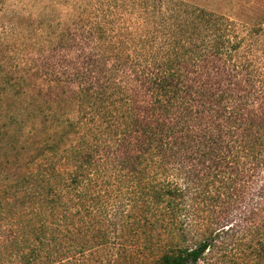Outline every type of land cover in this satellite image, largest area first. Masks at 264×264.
Returning <instances> with one entry per match:
<instances>
[{
    "label": "trees",
    "instance_id": "trees-1",
    "mask_svg": "<svg viewBox=\"0 0 264 264\" xmlns=\"http://www.w3.org/2000/svg\"><path fill=\"white\" fill-rule=\"evenodd\" d=\"M107 2L81 11L76 57L62 33L36 60L73 114L2 133L0 264H264V20Z\"/></svg>",
    "mask_w": 264,
    "mask_h": 264
},
{
    "label": "rangeland",
    "instance_id": "rangeland-1",
    "mask_svg": "<svg viewBox=\"0 0 264 264\" xmlns=\"http://www.w3.org/2000/svg\"><path fill=\"white\" fill-rule=\"evenodd\" d=\"M184 1L222 13L241 23L252 24L264 20V0ZM84 8L112 10L107 0H0V166L5 163L6 155L3 152L6 149L9 151L10 144L9 139L2 140L3 132H15L16 138L21 134L18 141L21 144L22 140L36 132L40 118L38 114L46 113L53 107L73 114L72 108L76 106L73 96L65 98L59 85H54L53 90L49 89L47 82L35 73L36 60H43V56L51 52L50 40L62 33L68 38L72 34L75 44L70 45L72 42L69 41L68 47L62 49L58 44L57 52L67 58L76 57L81 52V11ZM57 67L56 71L61 73L64 65ZM22 76L25 79H21ZM79 86L78 81L74 82L72 90H78ZM21 107H25L23 114L26 122L24 129L19 130L12 121ZM16 142L12 141L11 144ZM24 158L21 156V160ZM16 161L11 159L7 165L11 174L14 173ZM247 240L248 237H245L242 243L237 240L236 244L229 245L236 250L232 252L244 253L246 248L248 251L245 245ZM215 257L216 253L208 254L199 264H209Z\"/></svg>",
    "mask_w": 264,
    "mask_h": 264
}]
</instances>
